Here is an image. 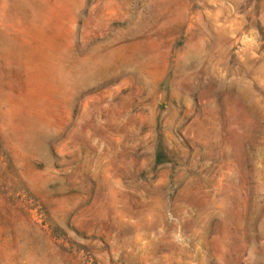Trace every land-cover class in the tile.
I'll return each mask as SVG.
<instances>
[{
  "label": "rangeland",
  "instance_id": "rangeland-1",
  "mask_svg": "<svg viewBox=\"0 0 264 264\" xmlns=\"http://www.w3.org/2000/svg\"><path fill=\"white\" fill-rule=\"evenodd\" d=\"M0 264H264V0H0Z\"/></svg>",
  "mask_w": 264,
  "mask_h": 264
}]
</instances>
